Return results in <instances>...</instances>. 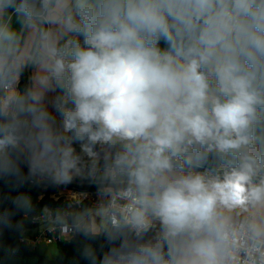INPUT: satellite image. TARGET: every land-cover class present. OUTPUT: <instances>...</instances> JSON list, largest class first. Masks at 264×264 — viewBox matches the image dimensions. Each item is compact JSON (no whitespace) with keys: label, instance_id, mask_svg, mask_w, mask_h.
<instances>
[{"label":"clouds","instance_id":"clouds-1","mask_svg":"<svg viewBox=\"0 0 264 264\" xmlns=\"http://www.w3.org/2000/svg\"><path fill=\"white\" fill-rule=\"evenodd\" d=\"M41 231L264 264V0H0V264Z\"/></svg>","mask_w":264,"mask_h":264},{"label":"trees","instance_id":"trees-1","mask_svg":"<svg viewBox=\"0 0 264 264\" xmlns=\"http://www.w3.org/2000/svg\"><path fill=\"white\" fill-rule=\"evenodd\" d=\"M29 226L33 228L36 225L30 223ZM9 239H11V237H9ZM55 246H56V252L58 248L63 250V257H58L57 255L52 257L43 249H41L40 246L38 247L31 246L33 248V251L30 253H25L24 264H67V261L71 260L73 257L72 248L67 245H64L62 242L58 243ZM15 264H19V261L17 260Z\"/></svg>","mask_w":264,"mask_h":264},{"label":"built area","instance_id":"built-area-1","mask_svg":"<svg viewBox=\"0 0 264 264\" xmlns=\"http://www.w3.org/2000/svg\"><path fill=\"white\" fill-rule=\"evenodd\" d=\"M75 190V188L73 189ZM67 195V193H59V194H55L54 197L56 199L60 198V197H63ZM36 224V223H34ZM60 243V241H58L56 238H55V234H49L47 232H44V231H41L40 233L36 234V238L32 241V245L33 247H36V246H40V245H56Z\"/></svg>","mask_w":264,"mask_h":264},{"label":"rangeland","instance_id":"rangeland-1","mask_svg":"<svg viewBox=\"0 0 264 264\" xmlns=\"http://www.w3.org/2000/svg\"><path fill=\"white\" fill-rule=\"evenodd\" d=\"M40 248L43 249L45 252L47 251V253L52 257L56 255V246L54 245L48 247L46 245H40Z\"/></svg>","mask_w":264,"mask_h":264},{"label":"water","instance_id":"water-1","mask_svg":"<svg viewBox=\"0 0 264 264\" xmlns=\"http://www.w3.org/2000/svg\"><path fill=\"white\" fill-rule=\"evenodd\" d=\"M37 227V226H36ZM36 227H33V229H36ZM37 233H39V232H37Z\"/></svg>","mask_w":264,"mask_h":264},{"label":"crops","instance_id":"crops-1","mask_svg":"<svg viewBox=\"0 0 264 264\" xmlns=\"http://www.w3.org/2000/svg\"><path fill=\"white\" fill-rule=\"evenodd\" d=\"M48 247V246H47ZM48 249V248H47ZM47 252V251H46Z\"/></svg>","mask_w":264,"mask_h":264}]
</instances>
